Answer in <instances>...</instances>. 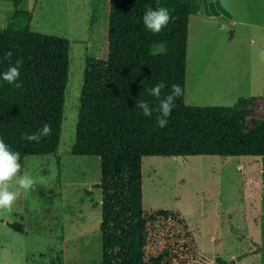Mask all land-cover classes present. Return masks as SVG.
Returning <instances> with one entry per match:
<instances>
[{
  "label": "rangeland",
  "instance_id": "374dc122",
  "mask_svg": "<svg viewBox=\"0 0 264 264\" xmlns=\"http://www.w3.org/2000/svg\"><path fill=\"white\" fill-rule=\"evenodd\" d=\"M227 1L231 17L221 15L219 24L191 20L188 105L220 102L200 92L206 89L204 80L193 86L191 73L206 63H234L247 69L244 83L235 88L238 97L219 105H234L238 98L257 92L264 98V62L258 55L264 49V0H256V6L251 0ZM26 5L34 9L33 30L69 40L59 149L20 160L21 174L27 172L36 180L34 189L47 197L61 196L44 201L32 189L22 193L10 212L0 210V264H114L120 256L119 238L128 231L125 215L137 210L148 211V254L168 251L164 233L179 215L200 251L192 264H264V155L124 157L103 193L100 157L75 155L72 148L86 55L107 54L109 0H29ZM12 10L11 2L0 0V27ZM263 98L250 103L248 115L239 119L244 130L264 117ZM103 195L111 206L106 220L101 216ZM9 224H22L25 231Z\"/></svg>",
  "mask_w": 264,
  "mask_h": 264
},
{
  "label": "trees",
  "instance_id": "16d2710c",
  "mask_svg": "<svg viewBox=\"0 0 264 264\" xmlns=\"http://www.w3.org/2000/svg\"><path fill=\"white\" fill-rule=\"evenodd\" d=\"M13 4L9 20L0 27V74L21 60L20 88L0 77V138L12 151L25 155H52L60 146L69 77V40L32 29L29 0H2ZM148 7H167L174 17L160 33L147 30L142 17ZM201 10L200 0H109L107 54H87L81 90L75 155L98 156L101 160L103 193L111 173L122 158L141 156L264 155V117L251 129L239 121L254 96L240 97L234 105H188L185 77L188 23ZM166 51L154 55L159 45ZM8 52L11 60L6 59ZM163 82V95L178 84L183 95L175 101L168 125L156 126L155 113L146 117L135 105L146 101L153 108L159 101L148 89ZM241 108V111H237ZM51 125L52 134L39 142L22 139ZM34 194L47 197L37 189ZM103 195L101 216H110L111 206ZM127 233L119 238L120 256L114 264H192L200 258L195 238L179 215L164 233L168 251L146 252L147 210L128 211ZM23 233L22 224H9ZM202 258V257H201ZM107 264V263H102ZM216 264H224L217 262Z\"/></svg>",
  "mask_w": 264,
  "mask_h": 264
},
{
  "label": "clouds",
  "instance_id": "9594fccd",
  "mask_svg": "<svg viewBox=\"0 0 264 264\" xmlns=\"http://www.w3.org/2000/svg\"><path fill=\"white\" fill-rule=\"evenodd\" d=\"M174 17L170 14L167 7H157L153 9L148 7L142 17L145 28L153 33H160ZM223 29V25L221 26ZM166 51L163 44H160L154 55L162 54ZM259 59L264 62V49L259 50ZM12 53L8 52L6 59L11 60ZM21 60H16L6 71L0 74L3 81L16 88H20L21 83H17L20 78ZM166 85L163 82L155 84L148 89V93L156 98L159 103L156 107L150 106L146 101H140L135 106L142 111L146 117H152L155 113L156 126L163 129L169 123V117L175 107V101L183 95V89L178 84L171 86V92L163 95V89ZM52 134L51 125L45 123L37 132L22 135V139L29 142H39L42 138ZM21 156L18 152L12 151L4 141L0 138V210L11 211L14 203L20 198L22 193H28L34 189L36 180L27 172H22L20 163Z\"/></svg>",
  "mask_w": 264,
  "mask_h": 264
},
{
  "label": "crops",
  "instance_id": "0c3cea01",
  "mask_svg": "<svg viewBox=\"0 0 264 264\" xmlns=\"http://www.w3.org/2000/svg\"><path fill=\"white\" fill-rule=\"evenodd\" d=\"M250 0H248L249 2ZM247 2V1H245ZM257 2H261L260 0H257ZM251 3H253V6H256V0H251ZM33 7H32V19H33ZM198 18L196 22L199 24L201 22L207 21V22H213L214 24H219L220 23V16H205V15H200L199 13L197 14H191L189 18V23H188V34H189V26H191V20L192 18ZM32 23V21H31ZM225 23L221 22L220 28L223 25L224 27ZM222 29V28H221ZM81 41H84L82 39ZM188 50V46H187ZM186 69H187V64H186ZM195 70V69H194ZM247 71L246 68H239L238 64L234 63H218V64H209L206 63L204 67L200 70H198L196 73L192 72L191 76L193 77V86L196 85L198 82H202V80L205 81L206 89H201L200 92L202 94H207L210 96L214 101L218 97L217 102L219 104L224 103L227 99L231 98H236L239 95V92H235V88L240 86V84L244 83V73ZM188 70H186V77H187ZM185 77V80H186ZM253 81H250L252 83ZM254 84V83H253ZM191 94V92H190ZM186 96V95H185ZM254 96V95H253ZM256 98H263V95L260 92H257L256 95L254 96ZM264 99V98H263ZM52 198V199H44V201L48 200H57L59 198Z\"/></svg>",
  "mask_w": 264,
  "mask_h": 264
},
{
  "label": "water",
  "instance_id": "95a60500",
  "mask_svg": "<svg viewBox=\"0 0 264 264\" xmlns=\"http://www.w3.org/2000/svg\"><path fill=\"white\" fill-rule=\"evenodd\" d=\"M201 10L200 15L205 16H220L225 15L231 17L230 6L227 0H200Z\"/></svg>",
  "mask_w": 264,
  "mask_h": 264
}]
</instances>
